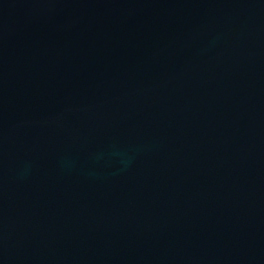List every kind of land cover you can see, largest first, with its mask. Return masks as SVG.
<instances>
[{"label": "water", "instance_id": "water-1", "mask_svg": "<svg viewBox=\"0 0 264 264\" xmlns=\"http://www.w3.org/2000/svg\"><path fill=\"white\" fill-rule=\"evenodd\" d=\"M0 264H264V0H0Z\"/></svg>", "mask_w": 264, "mask_h": 264}]
</instances>
